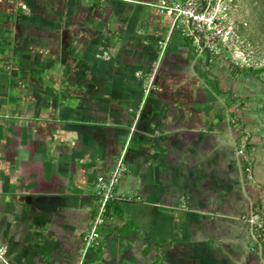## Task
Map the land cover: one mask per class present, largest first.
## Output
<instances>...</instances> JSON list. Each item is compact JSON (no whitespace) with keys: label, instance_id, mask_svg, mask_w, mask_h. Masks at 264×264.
Here are the masks:
<instances>
[{"label":"crops","instance_id":"obj_1","mask_svg":"<svg viewBox=\"0 0 264 264\" xmlns=\"http://www.w3.org/2000/svg\"><path fill=\"white\" fill-rule=\"evenodd\" d=\"M158 1L0 0V243L14 264L80 263L96 177L170 31ZM250 71L171 34L84 264H264L244 218L264 199V71Z\"/></svg>","mask_w":264,"mask_h":264},{"label":"built area","instance_id":"obj_2","mask_svg":"<svg viewBox=\"0 0 264 264\" xmlns=\"http://www.w3.org/2000/svg\"><path fill=\"white\" fill-rule=\"evenodd\" d=\"M97 1L105 2L106 0ZM155 6L171 18L170 31L160 42L159 57L145 79L140 105L116 163L108 174L96 177L94 184L96 211L92 226L84 235L79 264H84L85 257L93 247L101 245L102 227L115 217L112 204L120 200L117 187L127 168V152L154 87L171 34L176 29L181 31L182 35L191 40L195 52L207 57L210 61L229 62L234 68L241 70L257 69L263 66V63H259L255 56L253 45L246 34L249 24L244 16L241 0H159ZM104 54L105 57H109L108 52ZM246 145L247 141H243L237 152L244 161L248 162L246 167L248 178L254 179V164L248 155ZM244 218L250 225L254 241L256 243L264 241V199ZM0 264H14L8 257L7 246L1 243Z\"/></svg>","mask_w":264,"mask_h":264},{"label":"rangeland","instance_id":"obj_3","mask_svg":"<svg viewBox=\"0 0 264 264\" xmlns=\"http://www.w3.org/2000/svg\"><path fill=\"white\" fill-rule=\"evenodd\" d=\"M244 16L248 21L246 34L253 45L255 56L263 66L251 69L255 72L264 71V0H241ZM219 61V60H215Z\"/></svg>","mask_w":264,"mask_h":264}]
</instances>
